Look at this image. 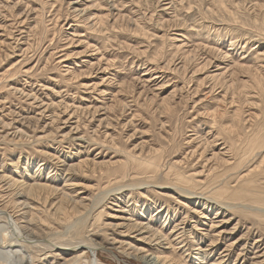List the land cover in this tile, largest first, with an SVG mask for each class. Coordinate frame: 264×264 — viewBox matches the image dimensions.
Masks as SVG:
<instances>
[{"label": "rangeland", "instance_id": "1", "mask_svg": "<svg viewBox=\"0 0 264 264\" xmlns=\"http://www.w3.org/2000/svg\"><path fill=\"white\" fill-rule=\"evenodd\" d=\"M80 1L75 4L87 9L82 17L70 15L64 0H0V117L12 121L11 128L0 124V176L22 181L37 172L34 181L64 188L77 200L63 206L66 215L48 208L43 214L36 212L35 231L40 237L65 234L74 239L69 225L85 211L83 204H92L104 189L103 172H114L106 161H125L131 167L127 152L142 160L162 154L163 165L182 160L179 169L190 174L222 164L224 151L231 152L229 158H239L230 143L238 127L252 133L259 126L264 133V0ZM108 13L110 21L104 20L108 29L103 22L102 30L99 24L91 27ZM25 92L35 93L37 99ZM47 104L51 106L46 108ZM74 110L75 117L70 116ZM17 127L27 133L22 137ZM34 134L50 140L32 144ZM82 134L100 146L70 140ZM60 139L64 142L58 143ZM51 156L59 157L60 163ZM93 157L102 164L93 166L85 160ZM260 158L247 166L259 165ZM80 160L89 163L76 164L68 178L70 164ZM23 169L28 171L25 176ZM14 191L0 183V206L16 210ZM60 191L52 197L55 204ZM148 192V197L129 191L112 196L105 210L131 219L144 213L142 218L149 221L151 213L143 207L152 206L153 212L163 207L162 217L168 207L167 222L155 226L168 234L187 215L183 237L191 248L205 249L221 232L217 248L208 251L210 257L203 264H211L232 242L231 254L221 264H264L261 213L255 217L242 206L220 208L213 202L204 208L174 189L152 187ZM28 209L24 206L18 212ZM111 220L129 222L121 217ZM99 226V239L106 240L108 232ZM183 247L175 252L176 260L200 264L195 261L199 250ZM45 250L31 249L34 264L53 263ZM115 252L117 257L110 251H100L98 257L106 264H143Z\"/></svg>", "mask_w": 264, "mask_h": 264}, {"label": "bare ground", "instance_id": "2", "mask_svg": "<svg viewBox=\"0 0 264 264\" xmlns=\"http://www.w3.org/2000/svg\"><path fill=\"white\" fill-rule=\"evenodd\" d=\"M77 2L81 3L80 0H64L66 9L69 11L70 15L72 14L73 17L74 15L82 17L86 13L87 9L86 7H81L82 4H75ZM111 7L115 8L114 6ZM112 12L113 10L109 13ZM109 13L107 16L101 18V20H98L99 22L96 21L95 23L90 24L91 27H95L99 24L101 30L104 28L103 25H105L107 27L106 29H108L109 26H107L108 24L106 23L110 21ZM104 20L106 23H104ZM133 25L139 28L137 20L133 21ZM65 59H67V57L61 59L59 62L61 63L62 61H65ZM68 73L72 74L75 72L68 71ZM11 85L13 86L12 83ZM5 86L7 87L8 83L5 84ZM13 88L14 91L24 93V90L20 87V89L17 87ZM9 90L11 91V89ZM104 91L105 90H102L103 93ZM26 96L37 99V95L35 93H26ZM49 106L51 105L47 104L46 108ZM68 106H65V108ZM76 110H74L70 116L72 115L75 117ZM45 111L43 110V112ZM93 112L95 113L96 111ZM52 118L53 123L56 121V117L52 116ZM79 120L77 119V124L74 129H80ZM0 124H2L5 128H11L12 121L8 122L3 117H0ZM233 127L227 129V133L228 131H232ZM257 127L258 128L252 133V130L250 133L243 132L240 127L233 130L230 142L232 146H230L234 149V153H236L239 158H233V156L232 158H229L231 157L229 156L231 152L228 154V151H224L220 153L221 156L219 163L222 164H214L211 167L203 166L202 170H195L191 173L189 172L190 174H186L179 169L182 160H173L174 162L171 164L163 165L159 159V157H162V154H154L151 159L142 160L139 159L141 157L140 155H133L127 152L125 155L128 160H131V167H129L128 162L125 161H119L117 163L106 161L104 164L108 166V169H110V167H114V172H103V178L107 179L106 183H104L105 185L102 184V186L104 185V189L94 199L92 204H83L85 211L81 213L80 217L77 218L73 224L69 225L70 229H74L75 231L74 239L64 237L65 234H61L60 236L57 235L55 237H40V235L36 234L37 232L35 231L36 226L34 222L35 213L41 212L43 214V212L47 211L45 210L46 208L50 211H58L60 214L66 215V213L62 210L64 209L63 206H69L70 203L77 202L76 199H73L70 196L69 192L65 191L64 188H58L56 185H52L48 182L42 183L41 181H34L33 178H35V174L37 172H32L30 174L31 180L22 179V181L14 179L7 180L6 175L0 176V183L4 181L6 184H9V186H13L15 188L14 192L16 195V197L12 200L14 202L13 206L16 210H9L10 207L8 208L7 204L6 206H0V264H34L31 249L35 247H43L44 250L46 249L45 251L48 250V257L53 260L52 264H106L98 257L100 251H110L116 257L118 256V253L116 254L115 251H117L128 256L136 257L143 264H181L178 260H176L177 258L175 256V252H178V248L182 249L183 246L186 247V250L192 249L194 251L195 249H198L199 252H197L195 261L196 263L203 264L206 260L205 257H210V253L208 251L214 249L215 247L217 248L221 232L211 238L212 240L205 249H201L200 247L191 248L190 244L186 242L188 240L183 237V228H186L185 219L187 215L181 218V221L175 222L176 224L171 232L166 234L162 233L159 226L161 223L165 224L167 222L169 213L171 212L170 208L165 206V215L162 217L164 211L163 207L156 209L154 212L149 211L152 206H148L146 208L143 207L142 209L145 213H151L150 220L146 221L142 218L144 213H140L139 218L136 217L135 219H131L130 217H124L122 215L116 216L106 211L105 209L108 207L107 201L109 199H113L111 198L112 196L118 197L119 194H124V191H129V193L138 192L139 196L148 197L147 194L149 193L148 190L150 188L160 187L171 190L174 189L177 193L180 191L187 197V199L190 200L195 201L197 199L196 202L198 204H203L205 206L204 208L209 207V202H213L211 204H215L220 208H222V206L229 208H232V206H242L245 208V211L250 212L255 217L259 216L261 213L262 216L260 217L262 218L264 217V166L262 165L264 163V133H262L259 126ZM243 129L245 130V128ZM16 131L18 133H22V137L27 133L26 129L21 127H17ZM73 136H70V140L72 141L80 140L85 141L88 145H99L97 141H93L92 138H88L83 134ZM30 137L34 139L32 144H35L36 142L42 143L43 139H49V136H37L36 134L31 135ZM57 142H64V139H60ZM194 152H196V150H194ZM202 152H200L199 159H201ZM247 155H249V157H246ZM259 157L262 158H260L261 164L259 163L257 166H253L254 164L247 166L250 161L255 158L258 159ZM50 158H53L57 160V163H60L59 157L51 156ZM95 158L96 157L85 160H91V165L93 166L101 165L102 162L95 161ZM88 163L89 162L80 160L75 164H70L68 169L69 171H66L65 175L69 176L68 178H71L73 176L71 170L76 168V164L81 166L82 164ZM27 172V170L23 169L21 174L25 176L28 174ZM203 175H207L209 177L205 179L207 176ZM51 176L52 174L50 172L48 179ZM65 181L67 182L69 180L66 179ZM21 186H24L23 190L25 189V191L20 188ZM141 189H144L145 191H141ZM59 190H61L59 193L60 197L55 204L52 197H55V193ZM131 199L132 196L129 200ZM32 200L35 201L36 204L33 203ZM37 203L42 204L38 205ZM155 205L156 204H154V206ZM24 206H29V211L26 210L19 213L18 211L24 209ZM40 206L44 209L41 210ZM121 211L124 210L122 209ZM15 213H19V216L15 215ZM28 213L31 214V219H28ZM104 215H107V219L105 220L102 219ZM206 216L207 215H205V213H202V217ZM15 217L20 220V222ZM114 217H121L124 220L129 219V222L111 220ZM153 218L158 219L154 221ZM231 218L232 217H230V219ZM158 220H160V222ZM95 224L96 227L94 226ZM156 224L159 226L156 227ZM98 225H100L99 229L102 227V229L104 228L105 231L108 232L109 236L106 240L99 239L100 234L98 229H96ZM181 229L182 231H180ZM130 237H133V239ZM225 237L226 236H223V238ZM175 244H179V247ZM232 244L233 242L231 244L228 243L224 250L220 252V256L214 259L211 264H221L226 256L229 253L231 254V247L234 245ZM200 251H202L201 253H203V256L200 255ZM239 256L241 255L238 254L236 260ZM242 258H244V256ZM60 259H63L61 260L62 262Z\"/></svg>", "mask_w": 264, "mask_h": 264}]
</instances>
